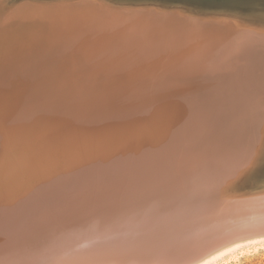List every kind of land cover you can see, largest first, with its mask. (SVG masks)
Segmentation results:
<instances>
[{
	"label": "bare ground",
	"instance_id": "obj_1",
	"mask_svg": "<svg viewBox=\"0 0 264 264\" xmlns=\"http://www.w3.org/2000/svg\"><path fill=\"white\" fill-rule=\"evenodd\" d=\"M7 1L17 5L10 9L11 18L18 14L20 6H26V0ZM33 1L37 12L31 14L43 24V33L39 32L43 34L42 41L37 38L44 43L40 60L43 69L41 71L37 66V72L41 74L35 73L43 91L40 90L42 95L37 102L32 103L29 96V100H20L13 106L14 112L0 109V175L9 180L14 175L13 169L26 176L29 170L33 172L35 167L39 168L42 178L34 188L40 193H56L49 199H55L60 215L71 216L75 211H85L91 215L90 221L102 225L100 228L99 224L95 225L99 229L94 234L91 227V234L87 236H83L87 229H77L80 236L84 231L83 241L76 242L72 235L76 244L63 247L62 256H58L60 259L52 263L49 258L50 264H219L237 251L243 252L250 247L256 249L259 244L264 246V185L257 187L255 182V177L264 171V101L260 99L264 97V91L260 86L257 90H247V84L244 85L246 93L243 87L241 94L234 90L241 89L236 75L241 69L251 70L253 66L244 60V54L251 47L261 49L258 54L263 61L258 59L262 67L255 71L256 75L252 70L258 69L259 65L250 71L253 75L252 78L249 74L250 82L253 80L264 86V0H256V5L259 4L257 13L247 0H192L193 6L184 5L182 0ZM235 1L240 5L233 6ZM177 4L181 7L172 6ZM239 13L247 19H242ZM55 70L57 72L51 80L48 72L54 73ZM246 79H249L248 75ZM196 85L202 89H212L215 85V90L219 91H215V106L208 102L209 108L215 107V112L212 114L213 110L210 112L209 109L206 115L196 114L197 117L192 119L193 115L185 109L187 106H181L185 105L184 97H176V93ZM60 88L64 89L58 92ZM143 92H149L150 96L151 125L134 129L138 121L135 119L137 106L148 104L140 95ZM185 93L189 95V92ZM193 93L199 95L200 92ZM115 99L127 101L124 117L111 109L106 110L103 118L94 117L93 113L100 112L102 103L108 105ZM166 100H174L179 105L174 104L172 111L161 114L160 102ZM145 106L144 109L149 108ZM174 119L179 120L176 122L182 127L170 128ZM122 122L126 123L124 127ZM126 127L131 130L127 134L132 133L142 142L132 144L131 134L122 135L129 129ZM81 128L83 136L79 137L84 138L81 144L88 146L92 137L97 135L107 138L106 142L103 138L101 146L100 143L91 148L80 146L79 139L75 143L73 137L80 134ZM161 132L171 141L161 142ZM56 135L61 145L51 144ZM77 144L79 149H73ZM26 152L28 158L25 160ZM18 178H13L17 181L7 193L18 195L0 207V220L11 219L0 223L3 239L4 236L15 237V228L12 227H15L13 220L21 214L19 208L22 210L24 205H33L37 198L34 193L21 196L28 186L21 184ZM250 185L253 186L251 190L246 188ZM109 188L112 192L104 195L102 198L105 199L99 200L98 204L88 200L93 190L94 194L95 190ZM84 191H88V195L82 197ZM55 195L63 199L59 200L61 198H55ZM25 212L22 214L27 215ZM34 213L37 222L46 217L44 213ZM16 219V222L20 221ZM31 219L33 217L21 221L20 230L30 226ZM174 223L176 226L172 228ZM81 224L85 226V222ZM77 238L80 241L79 236ZM3 239L0 240L2 251L11 242L7 244L6 239L3 244ZM39 239L43 241V238ZM70 239H66V244L65 241L58 242L67 245ZM41 249L38 247L37 250L49 254L46 248ZM27 252L34 256L31 259L26 253L31 260L43 256L35 255L36 250L32 251L34 254ZM3 254L0 255L2 259L9 260L2 262L0 259V264L32 262L24 259L27 256L23 259L17 256L19 263H16L17 259L12 257V260ZM52 254L59 253L54 251ZM43 261L48 260L39 262ZM37 262L33 261L34 264Z\"/></svg>",
	"mask_w": 264,
	"mask_h": 264
},
{
	"label": "rangeland",
	"instance_id": "obj_2",
	"mask_svg": "<svg viewBox=\"0 0 264 264\" xmlns=\"http://www.w3.org/2000/svg\"><path fill=\"white\" fill-rule=\"evenodd\" d=\"M7 0H1V3H0V67L2 68H0V71H1V73H0V91H2V92H0V100H1V104H0V109L2 110V111H8V112H14V108H13V106H16V103L17 104H19L22 100H29V98L31 99L30 101H32V103H34V101H36L37 102V100H38V97L39 96H41L42 95V85H41V83H39L38 84V81H37V78H38V76H35V73L37 74V73H40L41 74V72H37V66L39 67L40 66V68L39 69H43V67H42V65H41V62L42 61H40V60H42V58H41V52H42V50L41 49H43V42H40V41H42V35L43 34H41V33H43V31H42V28H43V24L41 25V24H39V22L37 21V18L35 17V16H32V14H31V12H35V8H34V6H35V1H33V0H30L32 3L30 4V1H28V0H26L25 2V5L26 6H23L22 4V6H20L18 9L20 10V11H18V14L14 17V18H11V16L9 15V13H10V9L11 8H13V7H16L17 5H14V4H12L11 2H6ZM1 5H2V7H3V10L1 11ZM6 5H8V6H6ZM13 5V6H12ZM57 7H58V5H57ZM26 8H28L27 10H25ZM31 10H30V9ZM29 10V11H28ZM26 11H28V13H26ZM6 12V13H5ZM19 12H21L22 14H20ZM36 12H37V10H36ZM35 12V13H36ZM239 14H241L240 16H242L241 18L242 19H245L246 17H245V15L243 14V13H239ZM27 15V16H26ZM28 18V19H27ZM36 19V20H35ZM247 19V18H246ZM250 20H251V18H249ZM253 19V18H252ZM24 21H26V22H24ZM5 22V23H4ZM7 22H8V24H7ZM24 24V25H23ZM12 25H14V26H12ZM21 25H23V26H21ZM26 26V27H25ZM35 26V27H34ZM15 27V28H14ZM17 27H19V28H17ZM22 27H23V30H24V32H23V30H22V32L20 31V29H22ZM41 27V28H40ZM17 29V30H16ZM29 29V30H28ZM33 29V30H32ZM12 30H15V31H12ZM26 31V32H25ZM38 31V32H37ZM42 31V32H41ZM20 32V33H19ZM29 32H30V34H29ZM39 32H41V33H39ZM11 33V34H10ZM28 33V34H27ZM20 34V35H19ZM23 36H22V35ZM37 34V35H36ZM41 34V35H40ZM17 36V37H16ZM20 38H19V37ZM28 37V38H27ZM35 38V39H34ZM37 38H40V39H37ZM37 39V40H36ZM12 42H11V41ZM35 40V41H34ZM38 40H40V41H38ZM36 41H38L37 43H36ZM9 42H10V46H7L8 44H9ZM33 42H35V43H33ZM1 43H3V44H1ZM5 43V44H4ZM20 43V44H19ZM33 43V44H32ZM2 45H3V47H2ZM32 45V46H31ZM5 46V47H4ZM28 46V47H27ZM8 47V48H7ZM27 47V48H26ZM19 48V49H18ZM25 48V49H24ZM35 48L37 49L36 51H35ZM253 47H251V48H248V50H247V52H246V54H244V60H245V62L248 64V65H250V67L252 66V68H250L251 70L252 69H254L253 67H256V64L257 65H261L260 63H262L261 61H263L262 60V58H261V55H260V53L258 54V52L261 50V49H252ZM22 49H24V50H22ZM27 49H28V51H27ZM34 49V50H33ZM9 50H10V52H9ZM26 50V51H25ZM251 50V51H250ZM259 50V51H258ZM15 51V52H14ZM39 51V52H38ZM19 52V53H18ZM24 52V53H23ZM13 53H14V55H13ZM25 53H28L29 55H27V54H25ZM248 53V54H247ZM11 54V55H10ZM17 54V55H16ZM39 54V55H38ZM5 55V56H4ZM13 55V56H12ZM22 55H25V56H22ZM32 55V56H31ZM34 55L36 56V55H38L37 57H35V58H33L34 57ZM246 55V56H245ZM13 58H12V57ZM19 56L21 57V58H19ZM30 56V57H29ZM258 56H260L259 58H258ZM9 57H10V59H9ZM27 57H29V58H27ZM32 57V58H31ZM4 58V59H3ZM26 58V59H25ZM8 61H7V60ZM16 59H17V61H16ZM24 59H25V61H24ZM31 61H30V60ZM39 59V60H38ZM257 61H256V60ZM261 59V61H259V60ZM3 60H6L7 61V63H6V61H4L5 62V66L7 67H5L4 66V62H3ZM27 60V61H26ZM28 60L30 61V62H28ZM36 60H38V61H36ZM243 60V59H242ZM253 60H255V63H254V61ZM13 61H14V63H13ZM23 63V64H20L21 62ZM257 62H259V64L257 63ZM8 63H12L11 65L10 64H8ZM17 63V64H16ZM28 63V64H27ZM39 63V64H38ZM6 64H8V65H6ZM20 64V65H19ZM2 65V66H1ZM12 65H13V67H12ZM17 65H18V67H17ZM27 65V66H26ZM255 65V66H254ZM21 66V67H20ZM5 67V68H4ZM24 67H25V69H24ZM261 67L262 66H260L259 68H258V66H257V68L258 69H255V70H252V72H255L256 70V72H258V71H260V69H261ZM14 68V69H13ZM4 69V70H3ZM42 69H41V71H42ZM12 70V71H11ZM18 70H22V71H19L18 72ZM24 70V71H23ZM36 72H35V71ZM247 70V71H246ZM251 70H248V69H241V72H242V74H241V72L238 74V75H236V77L238 78V81H240V84H241V89L239 88V87H237L236 89H234L235 91H237V92H235V93H239V94H241V93H246L245 92V87L246 86H248V87H246V89L248 88H252V90L254 89V88H256L255 90H257V88H260V87H262V88H260V89H263V91H264V86L262 85V84H260V83H255V82H253V80L250 82V80L253 78L252 76V73L250 72ZM5 71V72H4ZM246 71V72H245ZM9 74H8V73ZM13 72H15L16 73V75H14V73ZM23 72V73H22ZM55 72H57V70H55L54 71V73H53V71H51V73H49L48 72V76H50V79L51 80H53L54 79V77H55ZM233 72H234V70H233ZM245 72V73H244ZM247 72H249L248 74H247ZM254 73V75H256L257 73ZM21 73V74H20ZM1 74H3V75H1ZM23 74V75H22ZM52 74H54V75H52ZM241 74V75H240ZM246 74V75H245ZM249 74H250V76L252 77H250L249 76ZM22 75V76H21ZM44 75H47V74H44ZM43 75V76H44ZM247 75H248V77H249V79H246L247 78ZM8 76H10V77H8ZM14 76H15V78H14ZM35 76V77H34ZM52 76V77H51ZM246 76V77H245ZM7 77V78H6ZM32 77H34L33 79H32ZM4 78V79H3ZM12 78H14V80H15V82H14V80L12 79ZM31 78V79H30ZM47 78V77H46ZM251 78V79H250ZM11 79V80H10ZM4 80H6V81H4ZM3 81H4V83H3ZM9 81H11V82H9ZM12 82H14L13 83V85H11L10 83H12ZM31 82V83H30ZM245 82V83H244ZM34 83V84H33ZM36 83V84H35ZM50 83H52V84H54V82H52V81H50ZM254 83V84H253ZM6 84V85H5ZM33 84V85H32ZM245 84H247L245 87H244V85ZM25 85V86H24ZM39 85H41V86H39ZM249 85H253V86H249ZM255 85H257L258 87H256ZM3 86V87H2ZM9 86V87H8ZM28 86H30V87H28ZM36 86V88H34ZM197 86V85H196ZM196 86H193L192 88H190L189 90L188 89H186V90H178L177 91V95H176V97L179 95L180 97H182L183 99H184V101L183 100H181V101H183V103L185 104V105H181L182 107H186L187 106V108H185L186 110H189L188 112H189V114L190 115H193L191 118L192 119H195L196 117H197V115H199V116H201V115H206L207 114V110H209L210 112L212 111V114L215 112L214 111V108H212L211 106V108H209V103H210V105H211V103L215 106V101H214V96H215V91H219L218 89L217 90H215V85H213L211 88L212 89H209V88H200L199 87V85L196 87ZM255 86V87H254ZM260 86V87H259ZM6 87V88H5ZM27 89H26V88ZM195 87V88H194ZM242 87H243V92H242ZM8 88V89H7ZM196 88H199V89H196ZM3 89V90H2ZM7 89V90H6ZM16 89V90H15ZM64 88H60L59 90H58V92H60V91H62ZM247 89V90H248ZM5 90H6V92H5ZM24 90V91H23ZM31 90V91H30ZM40 90H42V91H40ZM198 90H200V91H198ZM211 90V91H210ZM259 90V89H258ZM33 91V92H32ZM205 93H204V92ZM12 92V93H11ZM27 92V94H25ZM30 92V93H29ZM48 92H51V91H48ZM184 92V93H183ZM185 92H189L188 94L190 95H188L187 96V93H185ZM190 92H191V94L193 93V92H195V93H197V92H200L199 93V95L198 94H196V95H194V93L191 95L190 94ZM241 92V93H240ZM1 93L3 94V95H1ZM8 93V94H7ZM29 93V94H28ZM144 93L146 94V95H144ZM149 93V92H148ZM147 92H143V93H141L140 95L143 97V98H145L146 100H147V102H148V104L146 103V106H145V104L144 105H142V107H141V105H138L137 106V108H135V110H136V112H137V116H136V120H138L136 123V127L134 128V129H136V128H140V129H144V126L146 127H148V126H150L151 124H149V118H150V116H149V113H150V105H149V99H150V96H149V94H148ZM179 93V94H178ZM211 93H213V95H211L210 96V94ZM5 94H6V97H5ZM17 94V95H16ZM24 94V95H23ZM33 94V95H32ZM144 96H143V95ZM148 94V95H147ZM184 94V95H183ZM186 95V96H185ZM193 95H194V97H195V99H194V97H193ZM204 95L206 96V97H204ZM28 96H29V98H28ZM32 96V97H31ZM35 96V97H34ZM198 98H197V97ZM201 96V97H200ZM207 96H209V97H207ZM263 96V95H262ZM4 98L5 99V101H4V99H1V98ZM185 97H188V98H185ZM191 97H192V99L193 100H195V102L197 103V105L196 106H198L199 104V108H197L196 106H195V104L196 103H194V101L193 100H191ZM211 97V98H210ZM36 98V99H35ZM205 98V99H204ZM264 97H260V99H261V101L263 102L264 100ZM190 99V100H189ZM197 99H198V101H197ZM202 99V101H199V100H201ZM210 99V100H209ZM211 99H213V100H211ZM21 100V101H20ZM8 101H10V102H8ZM107 101V100H106ZM170 100H166V101H161L160 103L162 104L163 103V105H161L160 104V106H161V111H162V113H161V111H160V113L161 114H163L166 110H167V112L168 111H172L173 110V106H175V105H179V104H177L174 100L173 101H171V102H169ZM186 101H187V103H186ZM204 101H206V102H204ZM211 101V102H210ZM213 101V102H212ZM5 102V103H4ZM124 101H121V100H118V99H115L114 101H112L111 103H109L108 105L106 104V103H102L101 105H100V107H98V109L100 108V112L97 110L96 112H94L93 113V115H94V117L96 118L97 116L99 117V119L100 118H103V116H104V114H106V110H108V109H111V111H117L118 112V114H119V116L120 117H124L125 116V114H126V112H127V105H126V103L125 102H127V101H125L124 103H123ZM189 102H191V103H189ZM193 102V103H192ZM200 102V103H199ZM201 102H203L202 104L205 106V103H208L206 106H205V108H204V106H202L201 105ZM9 103V104H8ZM13 103V104H12ZM180 103V102H179ZM164 104L166 105V106H164ZM169 104V105H168ZM175 104V105H174ZM192 104V105H191ZM10 105L12 106V107H10ZM41 105V107H44L43 105L44 104H40ZM102 105H104V106H102ZM109 105H112V107L111 106H109ZM149 105V106H148ZM171 105V106H170ZM212 105V106H213ZM144 106H145V108H147V107H149V108H147V109H144ZM168 106V107H167ZM170 106V107H169ZM202 106V107H201ZM167 107V109H165ZM207 107H208V109H207ZM11 108V109H10ZM13 108V109H12ZM162 108H164V109H162ZM169 108V109H168ZM172 108V109H171ZM202 109V111H201V109ZM112 109H114V110H112ZM193 109V110H192ZM198 109H200V110H198ZM204 109V110H203ZM206 109V110H205ZM0 110V111H1ZM123 110V111H122ZM143 110V111H142ZM147 110V111H146ZM154 110V109H153ZM125 111V113H122V112H124ZM164 111V112H163ZM191 111L193 112V113H191ZM201 111V112H200ZM203 111H204V113H203ZM154 114H157L156 113V111L154 110ZM100 113V114H99ZM122 113V114H121ZM159 113V114H160ZM209 113V112H208ZM197 114V115H196ZM100 115V116H99ZM144 115V116H143ZM146 115H147V117H146ZM140 116V117H139ZM157 116H159V115H157ZM156 116V117H157ZM93 117V116H92ZM98 117L96 118V119H98ZM142 117V118H141ZM145 117H146V120H145ZM144 118V119H143ZM159 118H161V117H159ZM181 117H177V119H180ZM141 119V120H140ZM148 119V120H147ZM177 119H174L175 121H173L172 123H170V128H172L173 129V127H175V128H179L180 126L182 127V124L180 125V123H178V122H176V120ZM140 121V122H139ZM177 121H179V120H177ZM128 122V121H127ZM144 122V123H143ZM147 122V123H146ZM180 122V121H179ZM175 123H178V124H175ZM122 124H123V122H122ZM126 124V123H125ZM125 124H123V127H124V125ZM139 124H142L143 125V127H142V125H139ZM173 126H172V125ZM110 125V124H109ZM108 125V126H109ZM178 125V126H177ZM107 126V127H108ZM128 126H129V124H128ZM132 125L130 124V126L129 127H131ZM141 126V127H140ZM129 127H126V129L127 128H129ZM189 127H191V125H189ZM81 130H83L82 128L78 131V133H80V134H78V136H74L73 138H74V142L75 143H77L78 141V139H79V141L80 142H78L79 144H80V146H84V148L86 147H90L91 148V146H94V144H96V143H100V146L102 145L101 144V142H104L105 141V139L107 140V138H104V137H102L103 135H97L96 137H92L93 139L88 143V146H87V144L85 143V144H81V141H84L83 139L84 138H82V137H79V136H83V132H80ZM120 130V129H119ZM127 131H130L131 132V130H130V128L128 129V130H125V132H123V134L122 135H124L125 134V136L126 135H128V134H131L130 135V137L132 138H130V140H131V142H132V140H133V142H132V144L133 143H137V142H139V141H141V139H138L137 137H135V136H132V133H128L127 134ZM164 132V131H163ZM163 132H161L162 133V135H160V141L161 142H163L164 143V141H166V140H169V141H171V139L170 138H168V137H166L164 134H163ZM164 135V136H163ZM85 136V135H84ZM99 136V137H98ZM129 136V135H128ZM106 137V136H105ZM165 137H166V139H165ZM78 138V139H77ZM95 138H97L96 140H95ZM103 138H104V141H103ZM81 139V140H80ZM137 139V140H136ZM94 140V141H93ZM100 140V141H99ZM134 140H135V142H134ZM163 140V141H162ZM60 139L57 137V135L54 137V138H52V140L50 141L51 142V144L52 145H61L62 144V142L60 141ZM137 141V142H136ZM50 142H49V145H50ZM57 142H59V144L57 143ZM106 142V141H105ZM142 142V141H141ZM90 144V145H89ZM52 145H50V146H52ZM79 145L77 144V145H75V147L73 148V149H75V150H78L79 148ZM172 152V151H171ZM179 154V152H176L175 154ZM28 158V153L26 152V153H24V159L26 160ZM61 163H64V161H61ZM31 169H34L33 167L31 168ZM17 171V172H16ZM15 172H16V174H15ZM31 172V173H30ZM38 172V173H37ZM13 173H14V175H12L10 178H9V180L8 179H3V177H2V175H0V197H2V198H0V207H2L3 206V204L5 205V204H7V202H9L8 200H10V201H12V199H14L13 197H16L18 194H16V196L14 195V194H12V195H10V193L9 194H7L8 192H11V189H13V184H14V182L15 181H17V179L16 180H14L13 181V178H15V177H19L18 178V180H19V182H21V184H25L26 183V185L28 186L26 189H24V191L23 192H26L25 194H22L21 196H23V195H26V194H31L32 195V193H34L33 195H36L37 196V198H36V201H33V202H35L33 205L30 203V204H27V205H24V208H22V210L25 212L26 210V208L28 209L26 212H25V214L27 213V215H23L24 213H23V211L19 208V214L20 215H18V218L16 219V220H20L19 222H16L15 221V219L13 220L14 221V224H16V225H14L13 223V226H15V227H12V228H15V229H13V230H17L15 233L13 232V235H15V237L14 236H4V238L5 239H3V237L2 236H0V240L1 239H3L2 241L3 242H1V243H3V244H5V241H6V239H7V241H6V243L8 244V242H10L5 248L6 249H4L3 251L2 250H0V255H2L3 253V255L4 256H6V257H8L7 255H9V258L11 257H14V259L16 260L18 257L17 256H20V257H22V259H23V256L25 257V256H27L26 255V253H28L27 251H29V252H32V251H37V252H35V255H43L41 258H37L38 256H35V258H37V260L35 261L34 259L33 260H31L34 256H32L30 253H28V254H30L31 256L29 257V256H27V258H24V259H27V262H28V260H31L32 262H29L30 264H32L33 263V261H34V263L35 262H37L36 264H43V263H46V264H50L51 262L53 263L54 261H57L58 259H60V257H58V256H62L61 254V252L63 251V249H65V247H68V246H70V244H76V242H82L83 240V236H87L88 235V233L89 234H91L90 233V231H91V227H92V233L94 234L95 233V231H98V229L102 226V225H100L99 224V222L97 221V222H95V221H90V219L88 220H85V221H83V222H85V226H82L83 224H81V223H83V222H79L80 223V229H82L81 227H83V229L82 230H86L85 232H86V234H84L83 235V233H84V231H83V233L82 232H80V233H82L81 234V236L78 234L77 235V231H76V234H74V237H76L75 239H77V241L75 242V240H72V238L74 239V237H70V238H68V239H70L71 240V242L68 240V242H70L69 244H67V245H63V243L64 242H58L59 240L60 241H65V244H66V236H65V238H63L62 239V237L59 239V240H56L55 239V241L57 242V244H56V246H53V244L54 243H56V242H52V244L50 245V247H42V246H38V245H41L43 242H44V240H46V239H51V241H52V238L54 237V234H56V231L59 229V228H61L60 227V225H63L64 223H62V222H64L65 220H66V218L67 217H69V216H65V215H60L59 214V212H58V206L57 207H55V199L54 198H52V199H49V197H52V196H54V194H56V193H54V192H52V193H48V192H42V193H40L39 191L37 192V189L36 188H34V187H36V186H34L35 184H36V182L37 183H39L40 182V179L42 178L41 177V175H42V172H40V170H39V168L37 169L36 167H35V169H34V171L32 172V171H28V173L26 174V176L22 173V175H21V172H19L18 170H16V169H13ZM179 174H181L180 172H178ZM40 174V175H39ZM15 176V177H14ZM30 177H32V178H30ZM12 178V180H10ZM35 178V179H34ZM1 179H3V180H1ZM29 179V180H28ZM33 180H34V183H31V182H33ZM1 181H3V182H1ZM5 181H7V182H5ZM9 181V182H8ZM26 181H28V182H26ZM97 181H99V180H97ZM100 182V181H99ZM8 184V185H7ZM11 184V185H10ZM41 185V184H40ZM12 188H11V187ZM3 187V188H2ZM8 188V189H7ZM28 188H30V189H28ZM34 188V189H33ZM32 191V192H31ZM6 192V193H5ZM44 193V194H43ZM48 195H47V194ZM5 194V195H4ZM39 194V195H38ZM45 194L47 195L46 197H44L45 196ZM50 194V195H49ZM40 195H42V196H40ZM10 197V198H9ZM42 199H41V198ZM32 198L34 199L35 198V196H32ZM45 198H48L47 199V202H46V200H45ZM38 200V201H37ZM52 200V201H51ZM40 201H44V202H40ZM30 202V201H29ZM38 202H39V204H38ZM49 203V204H48ZM38 204V205H37ZM46 204V205H45ZM102 204V203H101ZM35 208H34V207ZM38 206H39V208L40 209H37L38 208ZM45 206H46V208H45ZM93 206H95V205H93ZM102 206H104V204H102ZM113 206V205H112ZM111 206V207H112ZM47 207H49V208H47ZM54 207V208H53ZM96 207V206H95ZM32 208V209H31ZM37 209V210H36ZM43 209V210H42ZM52 209H54V211L55 212H58V213H56V214H52V212H54ZM34 210V212H37V213H39V214H42V213H44L45 215H46V217H44L45 219H41V220H38V222L34 219V217H35V213L33 212L32 213V211ZM49 210V211H48ZM52 210V211H51ZM94 210H95V208H94ZM21 211V212H20ZM51 211V212H50ZM88 212V211H87ZM23 213V214H22ZM29 213L30 214H32V215H29ZM36 213V214H37ZM47 213H48V215H47ZM89 214V213H88ZM87 214V215H88ZM22 215V216H21ZM44 215V216H45ZM19 216H20V218H19ZM25 216V217H24ZM51 216V217H50ZM53 216V217H52ZM59 216H61V217H59ZM30 217H33V219H31V222H30V226H28V227H26L25 229H21L20 230V225H22L21 224V221H27V218H30ZM58 217V218H57ZM9 218H12V217H9ZM26 219V220H24V219ZM81 218H84V217H81ZM92 218V217H91ZM57 220V221H55V220ZM9 220H11V219H6V220H4V219H1L0 220V223H3V222H6V221H9ZM40 221H45V222H43V223H40ZM51 221V222H50ZM59 221V222H58ZM77 222V221H76ZM88 222V223H87ZM97 223V224H93V223ZM47 223H49V224H47ZM52 223V224H51ZM86 223H87V225H86ZM59 224V225H58ZM92 224L94 225V226H92ZM100 225L99 226V228L97 229V230H93V229H95V228H93V227H96L95 225ZM28 225V224H27ZM57 225V226H56ZM37 226V227H36ZM59 226V227H58ZM73 226H74V224H73ZM85 227H88V228H85ZM98 227V226H97ZM27 228H29V229H27ZM85 228V229H84ZM18 230H20V231H18ZM33 230H35L36 232H41V235L42 234H44V233H42V230L44 231H46L47 233H45L43 236H41L40 238H44L43 239V241L41 240V239H39V241L37 242V244L36 243H33V242H35V241H37L36 239H30V240H26V242H24V241H21V242H23V243H21V242H19L20 240H17V239H19V237L18 236H21L22 234H30V236L32 235L30 232L31 231H33ZM79 230V229H78ZM81 230V231H82ZM24 231V232H23ZM80 231V230H79ZM88 231V232H87ZM101 230H99V232H100ZM26 232V233H25ZM34 232V231H33ZM32 232V233H33ZM35 234H37V233H35ZM83 235V236H82ZM34 236V235H33ZM46 236H47V238H46ZM79 236V240L80 241H78V237ZM12 237H14V238H12ZM16 238V239H15ZM56 238V237H55ZM8 239H9V241H8ZM54 239V238H53ZM13 241H18V242H13ZM21 243V244H20ZM12 244H14L17 248L15 249V246L14 245H12ZM59 244H62V246L61 245H59ZM1 245V244H0ZM10 245H12L13 247H14V249H13V247L11 248L10 247ZM21 245H23V247H25V248H22V247H20ZM4 246V245H3ZM2 246V247H3ZM40 247V248H42V249H45L46 251H48V253L50 254V250H52L53 249V251L51 252V254L49 255V254H46L47 252H45V251H43L42 249V251L44 252V253H41L42 251H40V250H37L38 249V247ZM52 246V247H51ZM20 247V248H19ZM54 247V248H53ZM59 247H61L60 248V250H59ZM64 247V248H63ZM9 248H10V250H9ZM22 248V249H21ZM49 248H52V249H49ZM63 248V249H62ZM17 249H21L20 251L18 250L17 252H16V250ZM30 249H32V250H30ZM35 249V250H34ZM48 249V250H47ZM55 249V250H54ZM250 249V250H249ZM23 250L25 251V254L23 253ZM59 250V251H58ZM6 251V252H5ZM8 251H10V252H12L11 254L8 252ZM15 251V252H14ZM22 251V252H21ZM38 251H40V253L38 252ZM54 251H56V254L57 253H59V254H57V255H53L52 253H54ZM3 252V253H2ZM7 252L9 253V254H7ZM19 252V253H18ZM64 252V251H63ZM15 253V254H14ZM18 253V255L16 256V254ZM22 253H23V256H22ZM33 254H34V252H32ZM240 253V254H239ZM6 254V255H5ZM45 254V255H44ZM47 255V256H46ZM46 256V257H45ZM2 257L3 256H0V259H2ZM28 257L29 258H31V259H28ZM49 258H51L52 259V261L50 262V260L51 259H49ZM5 259H8V258H5ZM4 258L1 260L2 262H4V261H6ZM19 259V258H18ZM18 259H17V261H18ZM38 259H40V260H38ZM4 260V261H3ZM9 260V259H8ZM12 260H13V258H12ZM14 260V261H15ZM20 260H21V258H20ZM42 260H48L47 262H45V261H43V263L41 262H39V261H42ZM17 261H15L16 263H19V261L17 262ZM29 263H27V264H29ZM33 263V264H34ZM20 264V263H19ZM21 264H22V262H21ZM219 264H264V246H263V244H259L258 245V247L255 249V248H253V247H250V248H248V249H245V250H243V252L242 251H237L236 253H234L233 255H231V258L229 257V258H227L225 261H223V262H221V263H219Z\"/></svg>",
	"mask_w": 264,
	"mask_h": 264
},
{
	"label": "water",
	"instance_id": "obj_3",
	"mask_svg": "<svg viewBox=\"0 0 264 264\" xmlns=\"http://www.w3.org/2000/svg\"><path fill=\"white\" fill-rule=\"evenodd\" d=\"M193 1L192 0H182L181 3H183L184 5H188V6H190V5L193 6V4H192V3H194ZM247 1H248V4H250V6H252V7L255 8V11L257 13V7H258L257 5H259V4L256 5V0H247ZM179 5L180 4L172 5V6L178 8V7H181ZM232 5L233 6H238V5H240V3H238V1H235L234 3H232ZM166 6H168V5H164L163 7L164 8H168ZM170 8H172V7H170ZM204 13H205V11H204ZM207 13H209V12H207ZM261 174H262L261 176H258V177L256 176L255 177V179H256L255 182H257V184H256L257 187L264 185V171L261 172ZM246 188L251 190L253 188V186L250 185V186H248ZM93 192H94V190L92 191V194L88 196V200L90 199V201H95L98 204L99 200H104L105 198H102V197H104V195L109 194L110 192H112V190H111V188H109V189H106V190H95V193L94 194H93ZM100 192H101V194L98 195ZM114 192H116V191L114 190ZM86 195H88V191H86V192L84 191L82 197L83 196H86ZM55 198H61L59 200H62L63 199V197L56 196V195H55ZM107 198L108 197H106V199ZM70 215L71 216L67 217L66 220L64 222H62L64 224L63 225H60L61 228H59L56 231V234H54V240L52 238V241H51V239L50 240L49 239H46V240H44V242L41 245H38L37 244V242L39 241L38 238H40L45 233H47L45 230L44 231L42 230V233H44L42 235H41V232H36V231H34L33 233H31L34 236L33 235L29 236L28 234H22L21 236H19V240L21 239L20 241H24V240L26 241V240H30V239H36L37 241H35L33 243H36L38 246H42L44 248L46 246H50V244L52 242H56L55 239L56 240H59L61 236H66V239L72 237V235H74L76 233L77 229H80V225H79L80 223L79 222H83V221L91 218V217H89L91 215L85 214V211H81V212H76L75 211V212L71 213ZM81 217H84V218H81ZM73 224H74V226H73ZM175 226H176V223L173 224V227L172 228H174ZM95 229H98V228L95 227ZM95 229H93V230H95ZM35 233H37V234H35ZM57 235H58V237L55 238ZM46 238H47V236H46ZM56 244L57 243H54V245H56Z\"/></svg>",
	"mask_w": 264,
	"mask_h": 264
}]
</instances>
